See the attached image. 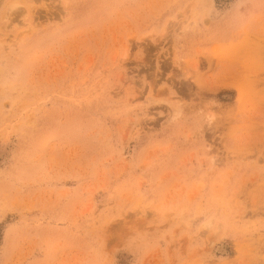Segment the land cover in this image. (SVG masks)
I'll return each mask as SVG.
<instances>
[{
	"label": "rangeland",
	"instance_id": "rangeland-1",
	"mask_svg": "<svg viewBox=\"0 0 264 264\" xmlns=\"http://www.w3.org/2000/svg\"><path fill=\"white\" fill-rule=\"evenodd\" d=\"M0 264H264V0H0Z\"/></svg>",
	"mask_w": 264,
	"mask_h": 264
}]
</instances>
